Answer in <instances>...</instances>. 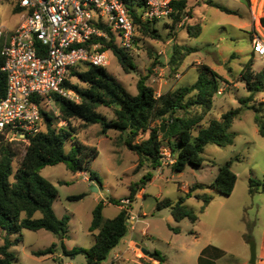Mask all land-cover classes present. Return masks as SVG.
<instances>
[{
    "label": "rangeland",
    "instance_id": "rangeland-1",
    "mask_svg": "<svg viewBox=\"0 0 264 264\" xmlns=\"http://www.w3.org/2000/svg\"><path fill=\"white\" fill-rule=\"evenodd\" d=\"M205 1L187 0V9L192 17L184 16L173 29L165 25L170 26L172 23L169 18L151 21L161 37L150 38L136 30L135 43H132L128 50L135 69L125 72L110 50H107L109 64L106 68L132 94L138 93L136 84L141 77L155 89L156 94H162L179 85L193 83L198 77L199 66H210L222 76L219 84L222 91L221 94L216 92L213 96V107L202 121L207 125L210 119L219 118L223 112L240 106L238 98L248 95L240 77L248 59L253 60L252 72L264 69V61L252 54L251 45L254 33H258L257 27L261 29L262 26L260 18L264 16V0H214L234 9L236 14L223 12ZM14 7V0L0 1V26L5 29L14 28L19 23L20 16L14 11ZM137 9L140 11L141 7L138 6ZM197 22L201 25V31L197 36H191L186 26ZM243 23L247 24L242 26ZM184 45L196 47L197 50L186 55L180 64L175 65L178 57L176 52H184ZM70 81L76 83L77 79L70 76ZM254 99L256 105L263 102L260 114L264 116V87L254 94ZM251 103L253 102L249 104ZM42 106L53 113L58 111L54 101L44 100ZM98 110L112 117L110 108L100 106ZM254 116L255 111L244 106L230 127V131L235 133L233 144H207L202 153V164L187 165L180 173L173 171L170 165L160 172L148 169L145 164L138 165L136 153L126 147L119 132L108 130L102 134L99 124L81 127L82 123L73 119L72 124L80 127L77 130V139L98 149L91 169L100 176L102 184L91 181L87 171H70L64 162L47 165L40 170V174L57 190L53 201L55 214L58 217L69 216L64 244L67 247H90L94 243V236L88 228L97 203L103 201L104 217L115 216L119 206L109 202V199L126 198L130 185L138 182L149 170L155 177L146 183V194L135 197L130 202L129 215L135 216L136 221L133 224L127 221L128 231L125 238L131 235L138 246L150 253L157 250L165 255L168 264H197L198 251L208 242L217 243L227 249L224 259L227 264H236L241 260V254L249 258L251 241L255 243L257 256L264 236V190L259 184L254 185L253 191L249 192V180L252 178L260 182L263 178L264 136L258 133ZM144 136L145 134L142 135ZM171 141H174V138H171ZM10 144L17 153L12 162L13 168L16 169L26 142L14 139ZM68 149L69 144L65 145V151ZM229 159H232V169L237 176L230 195L220 194L209 188L196 190V193L206 192L213 197L203 208L202 200L195 194L186 197L185 192L192 184L211 183L218 166ZM91 186H97L98 191L93 190ZM79 193L85 194L79 200L67 198ZM180 197H183L186 205L198 215L196 222H191L188 218L175 221L169 208L157 209L158 201L164 198L177 201ZM36 216H40V213ZM17 236H20L21 240L11 247L14 254L12 264H56L70 260L83 263L85 260L82 254L74 258L58 256L57 253L61 252L59 246L53 254H33V250H41L57 242V238L45 229L23 228L12 236V240ZM1 237L0 234V244ZM123 240L122 238L109 252L102 264H140L136 258L131 261L115 257L116 253L120 257L128 256V259L133 257V253L124 252ZM137 253L144 255L139 251Z\"/></svg>",
    "mask_w": 264,
    "mask_h": 264
},
{
    "label": "trees",
    "instance_id": "trees-1",
    "mask_svg": "<svg viewBox=\"0 0 264 264\" xmlns=\"http://www.w3.org/2000/svg\"><path fill=\"white\" fill-rule=\"evenodd\" d=\"M205 2L223 12L236 14L234 9L214 0ZM171 5L173 12L169 19L173 24L171 23L170 26L165 24L170 29H173L184 16L192 17L190 10L187 9V0H171ZM19 10L20 7L15 5L14 11ZM130 11L134 22L133 44L136 40V30L150 38L161 37L159 30L151 24V21L140 18L141 12L134 9ZM260 22L264 26V16L260 18ZM186 30L191 36H197L201 31V25L198 22L187 25ZM95 39L101 44L100 50H110L116 56L125 72L135 69L128 51L130 48L120 46L113 34L110 33L109 39L102 37ZM182 49L184 52L178 50L176 52L178 57L175 65L180 64L186 55L197 50L196 47L186 45L182 46ZM252 64V58L248 59L240 72L241 80L248 92L247 96L238 98L240 106L223 112L219 118L210 119L207 125L202 121L213 107V96L219 88L222 76L206 64L199 66L198 77L193 83L179 85L162 94H156L155 89L145 82L144 77L137 81L138 93L132 94L106 66L86 63L72 67L67 79L64 80V86L73 90L79 100L74 101L53 94L58 110L56 113L45 109L41 104L42 126L38 132L26 136L24 152L16 169L13 168L12 162L17 153L11 147V141L0 139V234L2 235L0 264H12L14 254L11 247L21 240L20 236L12 240V236L23 228L45 229L57 238V242L44 249L33 250V254L38 256L53 254L59 246L64 256L74 258L82 254L88 264H100L104 261L109 252L126 235L128 209L131 204L125 207L121 203V198H110L109 202L122 207L115 216L106 218L102 212L103 201L97 203L92 211L88 228L94 236V243L88 248L81 246L67 248L64 244L63 239L68 233L69 216L58 217L55 214L53 201L57 190L40 174V170L47 165L64 162L70 171H87L91 181L102 184L100 176L91 169L98 149L77 139V130L80 127L72 124L73 119L80 121L81 127L99 124L102 134L107 133L108 130L119 132L126 147L136 153L138 165L145 164L148 169H155L160 164L161 148L167 145L175 158L170 165L171 169L182 172L187 165L202 164V153L207 144L215 143L219 146L233 144L235 133L230 131V127L244 106L255 111L254 121L258 133L264 136V116L260 114L263 102L254 104V94L264 87V69L254 73ZM2 65L3 56L0 53V98L4 96L6 87V74L1 69ZM70 76H74L77 82L72 83ZM251 101L253 103L249 104ZM100 106L110 108L112 117L99 111ZM163 123L165 127L161 132ZM171 138H174V141H171ZM67 144L69 149L65 151ZM151 177L152 173L148 170L138 182L130 185L126 198L133 201L137 190L144 187ZM236 180L232 159H229L218 166L211 183H194L185 195L189 197L194 191L207 188L214 189L220 194L230 195ZM249 184V192L253 191L254 185L259 184L264 190V175L260 182L251 178ZM84 195V193L73 194L67 198L79 200ZM195 196L202 200V208L213 198L206 192L197 193ZM156 206L157 209L169 208L175 221L188 218L191 222H196L198 219L196 212L184 203L183 197L177 201L164 198L158 201ZM37 213H40V216H36ZM152 254V258L144 260L143 264H167L165 255L157 250Z\"/></svg>",
    "mask_w": 264,
    "mask_h": 264
},
{
    "label": "built area",
    "instance_id": "built-area-1",
    "mask_svg": "<svg viewBox=\"0 0 264 264\" xmlns=\"http://www.w3.org/2000/svg\"><path fill=\"white\" fill-rule=\"evenodd\" d=\"M14 4L20 7L18 25L0 26L1 69L6 74L5 94L0 98V139L6 141L25 140L38 132L40 106L44 100L54 101L53 94L79 100L64 86L70 69L78 64H109L107 50H100L95 38L109 39L111 33L118 36L120 46L131 47L134 22L130 9L148 21L165 20L173 12L171 0H14ZM251 41L252 51L264 61V35L256 32ZM174 161L170 149L163 146L157 172ZM130 202L121 199L125 207Z\"/></svg>",
    "mask_w": 264,
    "mask_h": 264
},
{
    "label": "crops",
    "instance_id": "crops-1",
    "mask_svg": "<svg viewBox=\"0 0 264 264\" xmlns=\"http://www.w3.org/2000/svg\"><path fill=\"white\" fill-rule=\"evenodd\" d=\"M245 24H247V23H243L242 26H244ZM257 31H258L259 34L264 35V26L262 25L261 26V29L257 27ZM251 45H252V43H251ZM155 170L157 171L156 168H155ZM177 173H180V172H177ZM154 177L155 176L152 174V177L148 181V183L151 182L154 179ZM145 190H146V187L145 186L139 188L137 190L134 198L135 197L144 196L146 194V191ZM193 194L196 195L197 194L196 191H194L192 193V195ZM184 203H185V201H184ZM118 206H119V209L122 207L121 205H118ZM127 221H129L131 224H133L136 221V217L131 215V218L129 220H127ZM123 239H124L123 242H124V245H125L124 252H127L128 254L129 253H133V257L130 258V259H128V256H126V257L121 256L120 257L119 254L116 253L115 254V257H117V259H119V260H131V261H133V260H135L134 258H136V259H138V263H140V264H143V261L144 260L151 259L149 256H147L145 254L143 256H141V254H138L137 253L138 251L140 253L142 252L141 251V246H138L137 245L138 244L137 241L136 240L134 241V239H133V237L131 235H129L127 238H125V236H124ZM67 248H71V247H67ZM57 249H56V251H57ZM57 254H58V256L63 255L61 252H58ZM226 255H227V249L225 247H223L222 245H219L217 243L208 242L207 244L203 245L199 249L198 256H197V264H227L226 262H224V259L226 258ZM239 258L241 260H238L236 262V264H247V261L249 259L244 254L239 255ZM166 263H167V261H166ZM255 264H264V236H263V239H262V244L260 245L259 252L257 253V256H256V262H255Z\"/></svg>",
    "mask_w": 264,
    "mask_h": 264
},
{
    "label": "water",
    "instance_id": "water-1",
    "mask_svg": "<svg viewBox=\"0 0 264 264\" xmlns=\"http://www.w3.org/2000/svg\"><path fill=\"white\" fill-rule=\"evenodd\" d=\"M164 127L165 124H162V129L161 132L164 131ZM93 190L98 191V187L97 186H91ZM141 251L143 254L149 256L150 258H152V253H148V251L145 248H141ZM256 262V246L255 243L253 241L250 242V256L249 259L247 261V264H255Z\"/></svg>",
    "mask_w": 264,
    "mask_h": 264
}]
</instances>
